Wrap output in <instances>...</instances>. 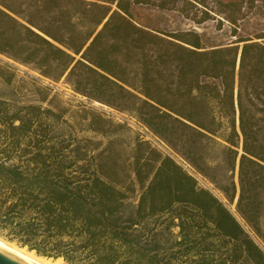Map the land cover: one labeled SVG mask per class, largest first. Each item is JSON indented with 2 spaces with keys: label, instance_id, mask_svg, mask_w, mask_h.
Masks as SVG:
<instances>
[{
  "label": "trees",
  "instance_id": "1",
  "mask_svg": "<svg viewBox=\"0 0 264 264\" xmlns=\"http://www.w3.org/2000/svg\"><path fill=\"white\" fill-rule=\"evenodd\" d=\"M191 1L0 0V55L133 114L191 170L136 139L131 165L140 193L129 211L133 181L115 183L103 151L94 169V158L37 140L33 122L8 115L0 101L1 237L65 264H264L263 250L198 181L232 205L236 177L235 211L259 234L264 33L242 35L243 14L232 2L219 1L215 13L231 27L225 44L133 18L135 6L180 5L183 14ZM201 14L194 24L212 20Z\"/></svg>",
  "mask_w": 264,
  "mask_h": 264
},
{
  "label": "rangeland",
  "instance_id": "2",
  "mask_svg": "<svg viewBox=\"0 0 264 264\" xmlns=\"http://www.w3.org/2000/svg\"><path fill=\"white\" fill-rule=\"evenodd\" d=\"M219 1L235 3L236 8L241 11L243 19L239 26L242 35L264 33V0H193L190 6L185 7L183 14L178 11L180 5L174 10L135 6L132 14L138 24L148 28L166 32L195 30L203 35V41L207 44H225L232 40L229 36L231 27L215 14L221 9ZM205 11H209L212 20L201 25L194 24L192 19L198 20L203 17L201 13ZM217 20H222L220 29L217 28ZM0 101L5 103L8 115L18 114L33 122L32 131L37 140L42 139L49 147L65 154L72 151L81 152L88 158H94L90 163L94 165V169L98 165V154L103 151L113 181L125 185L133 181L135 193L127 194L128 210L134 211L140 191L134 180L131 156L134 142L136 139L140 140V137L125 119L131 117L139 121L136 116L118 108L89 101L75 93L64 77L59 81H51L32 67L18 64L2 55H0ZM30 107H36L38 110H31ZM47 110L52 114L47 113ZM262 117L258 116L259 125L264 128ZM93 128L99 129V132L92 130ZM261 142L264 145V132L261 134ZM168 153L178 163H183L169 148ZM77 165L83 167L86 164L80 162ZM198 179L201 187L210 190L226 206L230 205L213 185L201 178ZM235 183L239 192L236 177ZM259 193L258 200L262 203L260 217L257 220L259 234H254L238 216L235 204L234 217L264 252V192ZM0 240L20 248L1 236ZM48 260L53 263L56 261ZM58 264L65 263L61 259Z\"/></svg>",
  "mask_w": 264,
  "mask_h": 264
},
{
  "label": "bare ground",
  "instance_id": "3",
  "mask_svg": "<svg viewBox=\"0 0 264 264\" xmlns=\"http://www.w3.org/2000/svg\"><path fill=\"white\" fill-rule=\"evenodd\" d=\"M234 204L228 205V210L234 215ZM0 252L8 258L19 262L20 264H58L61 259L54 263L43 257L36 256L34 252H29L25 248H18L13 244L0 240Z\"/></svg>",
  "mask_w": 264,
  "mask_h": 264
},
{
  "label": "built area",
  "instance_id": "4",
  "mask_svg": "<svg viewBox=\"0 0 264 264\" xmlns=\"http://www.w3.org/2000/svg\"><path fill=\"white\" fill-rule=\"evenodd\" d=\"M125 121L134 127V130L139 135L142 141L149 143L153 148L159 150L160 152L169 155L168 148L164 143H162L156 136H154L142 123L136 121L135 119L129 117ZM170 156V155H169ZM184 169L191 173L190 168L184 163L181 164ZM199 181V179H198Z\"/></svg>",
  "mask_w": 264,
  "mask_h": 264
},
{
  "label": "water",
  "instance_id": "5",
  "mask_svg": "<svg viewBox=\"0 0 264 264\" xmlns=\"http://www.w3.org/2000/svg\"><path fill=\"white\" fill-rule=\"evenodd\" d=\"M237 191H238V188H237ZM237 197H238V192H237V195H236V198L234 200V203L236 205V201H237ZM234 205V206H235ZM225 207L227 208V206L225 205ZM228 210V208H227ZM229 211V210H228ZM230 212V211H229ZM231 213V212H230ZM232 214V213H231ZM234 216V215H233ZM0 264H20L19 262L15 261V260H12L10 258H8L7 256L3 255L1 252H0Z\"/></svg>",
  "mask_w": 264,
  "mask_h": 264
}]
</instances>
